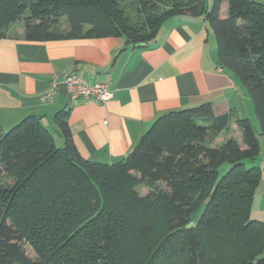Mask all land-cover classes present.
Masks as SVG:
<instances>
[{"label":"trees","instance_id":"16d2710c","mask_svg":"<svg viewBox=\"0 0 264 264\" xmlns=\"http://www.w3.org/2000/svg\"><path fill=\"white\" fill-rule=\"evenodd\" d=\"M226 1L221 18L222 0H0V37L27 14L26 40L143 45L169 17L204 15L216 62L237 77L264 138V0ZM67 114L54 115L62 147L35 115L0 128V264H264V223L250 217L260 170L244 162L260 152L250 118L216 116L207 104L171 111L108 164L77 152ZM233 121L241 144L215 145Z\"/></svg>","mask_w":264,"mask_h":264},{"label":"crops","instance_id":"0c3cea01","mask_svg":"<svg viewBox=\"0 0 264 264\" xmlns=\"http://www.w3.org/2000/svg\"><path fill=\"white\" fill-rule=\"evenodd\" d=\"M211 2V0H209ZM228 12L222 0L219 16ZM216 41L204 15L169 17L150 42L121 37L24 39L9 28L0 37V128L7 131L27 116H38L60 139L54 120L68 110L66 123L77 152L112 164L125 158L159 116L207 104L214 115L251 118L254 108L237 77L216 62ZM75 73L89 83L108 84L110 100L72 104L58 85ZM57 83L56 93L40 94ZM236 131L234 121L231 124Z\"/></svg>","mask_w":264,"mask_h":264},{"label":"rangeland","instance_id":"374dc122","mask_svg":"<svg viewBox=\"0 0 264 264\" xmlns=\"http://www.w3.org/2000/svg\"><path fill=\"white\" fill-rule=\"evenodd\" d=\"M26 15L27 14L23 15L22 17H20V19L16 20L12 24H10L9 27L7 28V30L9 28H11L12 32H17L19 34L21 32L24 35V26H23L24 20L23 19H24V16H26ZM61 27L66 29L67 25L64 22H62ZM251 121L253 123L254 130H255L257 137H258V140H259L260 152L255 158L246 159L244 162H245L246 167H251V166L259 167L260 180H259V183L255 189V192H254L253 201H252V205H251V209H250V217L253 219H257V220L264 223V138L260 134L259 124L256 120L255 114L253 115V120H251ZM51 133L54 136V141H55L56 146L62 147L61 144H62L63 140L60 139V137H58L54 132H51ZM223 135H224V133L222 135H220V137L215 140V142H214L215 145L220 144L223 141L224 137H227V136L234 137L241 144V134H240V131L238 128L235 131L233 129V126L231 125L228 133H226L225 136H223ZM228 167H229V165L225 164L223 166L222 172L225 171L226 169H228ZM156 186L159 189L165 188V185L162 182L157 183ZM136 189H137V192L141 196H145L149 192V189L147 187H144V186H138ZM200 212H201V208L199 210H195L194 213L192 214V219L197 220L199 215H200ZM261 256H264V252L262 253Z\"/></svg>","mask_w":264,"mask_h":264},{"label":"built area","instance_id":"2783aa9c","mask_svg":"<svg viewBox=\"0 0 264 264\" xmlns=\"http://www.w3.org/2000/svg\"><path fill=\"white\" fill-rule=\"evenodd\" d=\"M63 84L66 89L68 100L75 104L80 99L83 101L104 103L111 99L112 90L108 84L105 83H89L86 80L80 78L75 73L68 74ZM57 83L54 81L52 87L40 94L39 100L41 102L49 101L56 93Z\"/></svg>","mask_w":264,"mask_h":264},{"label":"water","instance_id":"95a60500","mask_svg":"<svg viewBox=\"0 0 264 264\" xmlns=\"http://www.w3.org/2000/svg\"><path fill=\"white\" fill-rule=\"evenodd\" d=\"M58 88L60 90L61 96L63 97V100L66 101V89L63 83L58 85Z\"/></svg>","mask_w":264,"mask_h":264}]
</instances>
